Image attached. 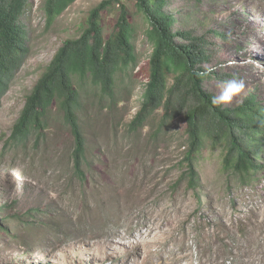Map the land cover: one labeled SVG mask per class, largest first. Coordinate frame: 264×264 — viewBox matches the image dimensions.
<instances>
[{"label": "rangeland", "instance_id": "rangeland-1", "mask_svg": "<svg viewBox=\"0 0 264 264\" xmlns=\"http://www.w3.org/2000/svg\"><path fill=\"white\" fill-rule=\"evenodd\" d=\"M101 1L76 0L48 26L45 0H29L30 52L0 95V264H264V172L253 184L234 183L222 169L223 150L209 148L191 189L181 179L183 121L160 131V111L143 130L127 133L153 51L142 16H132L137 76L116 103L91 90L82 95V173L75 167L73 131L57 108L37 146L7 144L54 56L82 34ZM167 10L175 29L210 41L209 66L218 73L207 82L211 91L219 95L226 80H244L243 93L225 105L256 93L264 106V39L249 32L264 33V0H169ZM117 19V8L104 13L106 35Z\"/></svg>", "mask_w": 264, "mask_h": 264}, {"label": "trees", "instance_id": "trees-1", "mask_svg": "<svg viewBox=\"0 0 264 264\" xmlns=\"http://www.w3.org/2000/svg\"><path fill=\"white\" fill-rule=\"evenodd\" d=\"M75 1L45 0L47 25ZM28 5L29 0H0V95L9 89L30 52L24 21ZM168 5L169 0H102L91 10L82 34L67 39L54 56L28 97L7 144L28 149L33 141L37 146L57 108L73 131L75 167L82 173L86 159L82 95L91 90L116 103L118 92L137 76L141 60L134 42L137 24L132 18L137 14L148 23L144 34L153 51L142 102L127 133L143 130L162 111L160 131L176 120L184 123L187 144L181 179L187 180L188 188L197 186L200 177L196 168L209 148L223 150L221 166L228 177H234V183L253 184L264 172V106L256 93L236 106L212 103L216 94L207 82L218 73L206 71L215 69L209 66L213 59L210 41L191 30L175 29L176 18L167 10ZM114 8L118 9V19L106 35L104 13ZM249 32L257 41L264 39V33Z\"/></svg>", "mask_w": 264, "mask_h": 264}, {"label": "clouds", "instance_id": "clouds-1", "mask_svg": "<svg viewBox=\"0 0 264 264\" xmlns=\"http://www.w3.org/2000/svg\"><path fill=\"white\" fill-rule=\"evenodd\" d=\"M252 62V61H249ZM215 69H206L207 72L214 71ZM197 75H202V73H197ZM245 89V82L243 79H237L233 77L232 79L226 80L223 85V90L219 95L213 96L212 103L215 105L230 103L233 101L234 97H239ZM237 103H243V99H238ZM264 111V109H262Z\"/></svg>", "mask_w": 264, "mask_h": 264}]
</instances>
